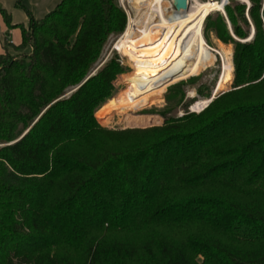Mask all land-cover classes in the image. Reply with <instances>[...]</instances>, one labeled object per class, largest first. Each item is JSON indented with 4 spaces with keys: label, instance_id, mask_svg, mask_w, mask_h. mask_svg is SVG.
Segmentation results:
<instances>
[{
    "label": "trees",
    "instance_id": "1",
    "mask_svg": "<svg viewBox=\"0 0 264 264\" xmlns=\"http://www.w3.org/2000/svg\"><path fill=\"white\" fill-rule=\"evenodd\" d=\"M232 2V34L220 13L204 21L234 46L230 89L126 129L97 117L124 70L103 61L127 27L118 0L25 10L28 52L0 55V264H264V0H250L251 39Z\"/></svg>",
    "mask_w": 264,
    "mask_h": 264
},
{
    "label": "rangeland",
    "instance_id": "2",
    "mask_svg": "<svg viewBox=\"0 0 264 264\" xmlns=\"http://www.w3.org/2000/svg\"><path fill=\"white\" fill-rule=\"evenodd\" d=\"M18 1H16V5L18 8L25 10L30 13L29 10L25 8L23 5L24 0H21V6H18ZM192 6L196 5L197 1L200 2H208V1H202V0H191ZM226 1V4L229 5V0H219L217 1L220 6L222 7V11H216L213 12L210 15H216L217 13L222 14L226 18V9L225 6H222V3ZM231 7H235L237 5H243L246 8V11L244 13L245 21L246 23H249L250 28V38L253 36V25L250 20L249 16V5L245 3L243 0H232ZM250 2V0H248ZM251 3V2H250ZM173 4V0H166L165 7L169 8L170 5ZM0 6L4 8L1 3ZM118 6L121 8L122 11H125L126 13V30L123 35L114 37L110 40L109 46L106 48L103 61H107L111 58H116L117 61L120 63V66L124 69L120 75L117 76L116 80L113 82L114 85V95L111 97L110 100L107 101V103L104 105L106 107L107 115H101V109L98 110L97 117L102 123L101 125L105 128L112 129V128H118V129H126L127 127H149V126H158L164 122L165 116L168 117H181L184 114H189L191 112L194 113H200L206 108L209 104H207L202 111H192L191 107L195 105L198 101H204V100H210L212 96H215L216 88L218 86V82L220 81V75L223 72L224 68V61L222 59V56L218 54H213L210 63L208 65H204L203 67H200L193 75H189L187 78L179 80L175 83H172L171 85L167 86L162 90L160 93H158L157 96L154 98H150L149 100L142 99L139 95L136 94V90L138 88V85L143 82L147 72L148 67L152 64V57H149L146 62L141 61L139 55H134L131 51V49L128 46V27L131 21V17L133 20H138L140 17H142V12L137 10V5L135 4L134 0H118ZM5 9V8H4ZM6 10V9H5ZM7 12V10H6ZM8 13V12H7ZM9 14V13H8ZM26 14V12H25ZM31 14V13H30ZM139 14V15H138ZM129 17L128 19V16ZM170 16H173L177 18V13L170 12ZM227 22V28L229 30V33L232 34V26ZM203 37L206 41L207 45L211 47L212 49L216 51H223L230 52L231 55V63L233 67V75H234V55L233 50L234 46L225 44L221 40H218L214 37V35L211 32H206L205 28H203ZM122 39L123 45L121 47H117V42ZM248 39V40H249ZM245 41V40H242ZM158 43L153 45L152 52L156 51L158 49ZM178 51L174 54V59L178 64H189L193 63L195 52L197 50V38L196 37H185L181 39L178 43ZM228 50V51H227ZM9 52V51H7ZM28 50H17L11 49L9 54L13 57H17L18 55H21L23 53H27ZM132 71L131 74L128 75V78H126V85L121 88V85L123 83L124 75H126L127 72ZM232 75V78H233ZM232 80V79H231ZM231 80H228L223 88L219 90L226 91L230 89L229 82ZM121 88V89H120ZM202 90V91H201ZM215 92V93H214ZM217 93V95L219 94ZM209 93L210 98L206 97L205 94ZM127 95L126 99V105L128 106H134L133 108L136 109H128L127 111H121V110H115L120 109L121 107L118 106V103L121 99V97ZM216 95V96H217ZM116 104V105H115ZM122 103V106L128 107ZM122 109V108H121ZM126 109V108H123ZM105 124V125H103Z\"/></svg>",
    "mask_w": 264,
    "mask_h": 264
},
{
    "label": "bare ground",
    "instance_id": "3",
    "mask_svg": "<svg viewBox=\"0 0 264 264\" xmlns=\"http://www.w3.org/2000/svg\"><path fill=\"white\" fill-rule=\"evenodd\" d=\"M165 1L134 0L137 10L142 12V17L138 20H133L131 17L127 32L128 46L134 55L140 56L143 62H146L149 57L153 58L143 82L138 85L136 94L146 101L154 98L167 86L193 75L200 67L208 65L212 55L219 53L224 61V68L216 93L214 92L216 96L224 84L232 79L231 55L225 50L216 51L209 47L203 37V28L206 17L213 12L222 11V7L216 0H209L208 2L197 1L194 6L190 3L189 10L186 12L174 8L168 11L165 9ZM243 1L250 4L248 0ZM170 12L177 13V18L170 16ZM188 36L197 38L198 48L193 63L178 64L174 54L179 49V41ZM156 43L159 45L158 49L152 52L153 45ZM121 45H123L122 39L117 42V47ZM207 104L209 100L198 101L191 109L202 111Z\"/></svg>",
    "mask_w": 264,
    "mask_h": 264
},
{
    "label": "crops",
    "instance_id": "4",
    "mask_svg": "<svg viewBox=\"0 0 264 264\" xmlns=\"http://www.w3.org/2000/svg\"><path fill=\"white\" fill-rule=\"evenodd\" d=\"M17 0H0L1 5L11 15V24L9 27L3 16L0 14V55L15 49L22 41V30L16 25L29 26L30 19L23 10L17 7ZM61 0H24L23 5L36 19H42L46 13L53 10Z\"/></svg>",
    "mask_w": 264,
    "mask_h": 264
},
{
    "label": "water",
    "instance_id": "5",
    "mask_svg": "<svg viewBox=\"0 0 264 264\" xmlns=\"http://www.w3.org/2000/svg\"><path fill=\"white\" fill-rule=\"evenodd\" d=\"M173 6L175 10L186 12L189 10V0H173ZM213 98L214 96L210 98L209 102H211Z\"/></svg>",
    "mask_w": 264,
    "mask_h": 264
},
{
    "label": "built area",
    "instance_id": "6",
    "mask_svg": "<svg viewBox=\"0 0 264 264\" xmlns=\"http://www.w3.org/2000/svg\"><path fill=\"white\" fill-rule=\"evenodd\" d=\"M202 1H209V0H202ZM216 1H219V0H216ZM166 2V1H165ZM190 3H191V0H189V5H190ZM227 4H225V6H226ZM172 8H174V6H173V4L172 5H170V7L169 8H165L166 10H170V9H172ZM222 12H224V10L222 11ZM129 17H131L130 15L128 16V19H129Z\"/></svg>",
    "mask_w": 264,
    "mask_h": 264
}]
</instances>
